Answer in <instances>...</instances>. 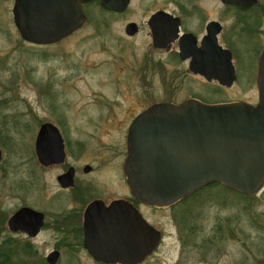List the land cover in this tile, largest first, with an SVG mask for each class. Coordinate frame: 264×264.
<instances>
[{"label": "rangeland", "instance_id": "374dc122", "mask_svg": "<svg viewBox=\"0 0 264 264\" xmlns=\"http://www.w3.org/2000/svg\"><path fill=\"white\" fill-rule=\"evenodd\" d=\"M13 6L14 0H0V262L35 264L30 253L49 249L36 243L28 250L21 240L18 254L13 234L1 222L21 201L30 199V189L57 186V172L41 169L36 160L40 125L58 120L72 143L80 139L86 145L80 165L95 163L99 175L111 174L108 179L114 183L110 186L108 179L101 178L100 187L115 193L116 166L99 161L110 155L107 147L117 140L118 132L98 131L96 123L101 122L94 117L138 113L139 98L134 97H142L145 87L147 104H152L165 98L163 88L175 79L179 101L191 87L199 89L200 83L177 78L178 64L152 47H141L146 43L142 36L128 37L125 17L94 7L78 32L56 44L37 46L21 38ZM239 92H229L228 98ZM177 213L173 219L169 212H146L165 238L142 264H264V188L249 197L211 184L182 201ZM78 254V260L67 258L64 264H94L82 251ZM40 255L36 264H43Z\"/></svg>", "mask_w": 264, "mask_h": 264}, {"label": "flooded vegetation", "instance_id": "af4514ba", "mask_svg": "<svg viewBox=\"0 0 264 264\" xmlns=\"http://www.w3.org/2000/svg\"><path fill=\"white\" fill-rule=\"evenodd\" d=\"M103 1H110L113 7L125 3L127 6L123 11L108 9ZM94 7L101 12L125 17L124 32L128 37L142 36L146 43L141 47H152L166 55L168 62L179 66L178 73H175L177 78L198 82L200 88L195 91L191 87L187 97L179 101L175 79L172 86L166 87L167 90L163 88L166 91L163 100L147 104L145 87L142 97L140 94L134 97L139 98L141 109L138 113H102L94 117L101 122L96 123L98 131L107 129L113 135L118 132L117 140L107 147L110 155L99 161V164L116 166L117 172L113 174L119 186H116L115 193L101 191L100 187V179H108L111 174L99 175L95 163L80 165V153L86 149L85 144H80V139L72 143L58 120L40 125V128L44 124L55 126L63 139L65 157L60 163L43 165L39 162L36 154L39 132L34 147L41 169L57 172L54 178L57 186L49 190L30 189L29 201H21L13 215L1 222L13 234L18 254L21 240L27 243L25 249L28 250L36 243L49 249L44 253H30L35 264L38 254H42L39 259L43 264H64L67 258L78 260L80 251L94 264H112L95 260L87 242H109L113 238L116 242L131 243L135 234H143L142 220L160 233V244L163 242L164 232L153 225L146 212H169L175 219L181 201L169 207L144 204L133 196L124 166L132 123L150 108L161 104L179 106L190 101L209 107L233 103L257 106L260 101L258 76L264 55V0H91L83 4L86 20ZM130 26H134L132 36L127 34ZM236 89L240 91L238 95L228 98L229 92ZM249 99L253 102H248ZM74 151L76 155H72ZM1 164L2 161L0 167ZM64 176L70 179L67 186L61 179ZM108 180L111 186L114 179ZM13 217H17L15 230H11L9 225ZM133 255L130 250L126 256L133 258Z\"/></svg>", "mask_w": 264, "mask_h": 264}, {"label": "water", "instance_id": "95a60500", "mask_svg": "<svg viewBox=\"0 0 264 264\" xmlns=\"http://www.w3.org/2000/svg\"><path fill=\"white\" fill-rule=\"evenodd\" d=\"M91 0H16L14 21L30 44H56L82 28L83 4ZM108 9L123 11L127 3ZM134 26L128 28V35ZM259 69L257 106L234 103L208 106L190 101L179 106L156 105L138 117L128 136L126 173L133 196L149 206L168 207L214 183L245 195L264 187V55ZM44 124L36 143L43 165L63 162V139ZM2 150L0 148V162ZM69 182L68 176L61 178ZM26 210L21 212L24 215ZM17 217L10 222L15 230ZM143 234L131 243L90 241L87 248L99 262L139 264L158 248L160 233L142 220ZM127 249H125V248ZM131 252L133 258L127 257Z\"/></svg>", "mask_w": 264, "mask_h": 264}]
</instances>
